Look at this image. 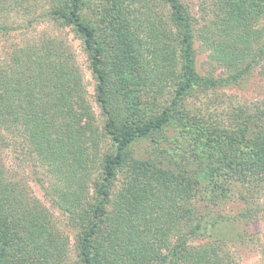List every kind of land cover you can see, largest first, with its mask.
Segmentation results:
<instances>
[{
	"label": "trees",
	"instance_id": "1",
	"mask_svg": "<svg viewBox=\"0 0 264 264\" xmlns=\"http://www.w3.org/2000/svg\"><path fill=\"white\" fill-rule=\"evenodd\" d=\"M105 1L114 14L110 25L126 63L127 75L121 79L134 83L143 97L161 98L174 87L177 97L184 98L194 81L179 75L180 61L184 58L190 70L192 43L198 38L228 71L224 78L213 72L202 76L205 92L241 81L264 61V0H210L215 18L207 27L199 25L182 0ZM84 4L0 0V35L17 38L0 54V264H239L226 243L230 226L245 225L261 212L257 198L264 193V102L219 113L229 114L233 123L218 121L220 138L190 154L193 178L136 157L129 148L163 132L174 121L173 110L164 107L146 118L129 103L114 104L117 90L97 30L82 15ZM40 21L71 30L83 44L107 119L99 138L69 41L50 32L29 34ZM211 129L216 131L213 123ZM101 138H109L113 150L95 154ZM3 150L21 151L45 166L47 178L37 179L45 195L82 223L74 260L69 235L34 194L24 171L4 159ZM199 170L213 173L215 185L242 184L233 195L239 202L235 215L216 207L213 197L225 187H209L197 197L203 190ZM118 175L123 177L121 187L106 212L107 188ZM245 234L233 231V242H244Z\"/></svg>",
	"mask_w": 264,
	"mask_h": 264
},
{
	"label": "rangeland",
	"instance_id": "2",
	"mask_svg": "<svg viewBox=\"0 0 264 264\" xmlns=\"http://www.w3.org/2000/svg\"><path fill=\"white\" fill-rule=\"evenodd\" d=\"M84 2L82 15L93 23L97 30V39L103 47V57L107 63L105 67L110 74L111 85H114L117 90L114 104L125 107L129 103L131 110L140 112L146 118L161 112V109L164 107H169L173 110L174 121L163 132H153L149 136L136 141L129 148L128 151L132 152L136 157L155 161L161 166L192 177L195 162L189 158L190 154L198 151L200 145L206 144L209 141H216L220 138L221 126L218 121H223L224 124L233 123L229 119V114L226 116L219 113L222 111L225 114L231 113L238 106L252 109L257 103L264 102V61L253 73L241 81L235 84L223 82L221 86L211 88L214 89L213 91H210V89L205 92L202 87V76L207 74V72H213L215 75L224 78L227 76L226 73L228 71L210 57L209 47L205 46L200 38L192 43L190 70L185 67L184 58L180 61V67L183 69L180 68L179 75L184 81L186 79L185 75L191 77L194 81L192 87L188 88L185 92L184 98L177 97L174 87L168 90L167 94L161 98L153 100L143 97L137 92L138 90H135L136 85L134 83L128 84V79H121V77L127 75V69L123 58L122 44L118 42L114 35L113 27L110 25V20L114 15L111 8L107 6L105 0H84ZM182 2L183 5L189 8L200 26L207 27L211 19L215 18L213 15L214 7L211 5L210 0H182ZM207 17H210V20H207ZM15 20L21 21L17 16ZM262 24L264 25V22ZM42 32L54 33L62 39L69 41L83 76L85 96L92 109L94 128L98 132L95 136L97 135L99 138L105 128L104 125L107 119L97 101L96 88L98 82L90 69L89 59L83 44L71 30L58 29L51 22H37L29 30V34L31 35ZM14 41H17L15 34H12L8 38L0 35V54L3 50L9 48ZM120 86H124L122 91L118 90ZM124 92L126 96H124ZM209 108L212 113L208 112ZM209 113L212 114V117H210ZM216 113L219 114L218 117H215ZM191 121H194L196 124L192 126ZM212 123L216 128L215 132L213 129L209 130V125ZM98 149L103 153L109 149L113 150L111 140L109 138H101L98 141V146H96L95 154ZM13 150H3L2 155L4 159L9 164L11 163L19 167L21 171H24L23 173L28 177L34 194L49 207L58 225L69 235L71 257L74 260V257L76 258V242L81 234V227L78 226V223H82L77 220L74 221L66 213L57 209L45 195L43 188L38 182L39 180H37L38 178H47L45 166L39 165L34 161L33 157L21 154V151L14 153ZM197 173L201 178V185L203 186V190L197 194V197L203 194L209 187L216 189L225 187L226 191L219 189L217 196L215 194L213 197L214 200H217L216 207L221 209L224 214L235 215L238 201L233 199V195H235L236 191L239 192L242 189V184H235L232 188H228L227 183L223 182L215 185L213 184L215 180L213 173L206 174L200 170ZM95 175H98V172ZM122 178L121 175H118L116 181L112 183L113 186L107 188L109 203L106 205V212L113 207L115 193L121 187ZM257 203L260 204L261 212L259 211L256 219L245 225L234 223L230 226L229 236L231 240L228 239L226 250L235 257L234 259L239 264L264 263V256L261 253L262 247H264V193L259 195ZM233 231H244L246 233L244 242H233ZM102 234L104 233L100 234V238ZM162 251L166 252V249ZM178 264L188 263H181L180 261Z\"/></svg>",
	"mask_w": 264,
	"mask_h": 264
}]
</instances>
